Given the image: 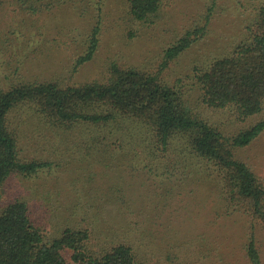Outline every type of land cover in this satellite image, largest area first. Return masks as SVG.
I'll return each instance as SVG.
<instances>
[{
  "label": "rangeland",
  "instance_id": "1",
  "mask_svg": "<svg viewBox=\"0 0 264 264\" xmlns=\"http://www.w3.org/2000/svg\"><path fill=\"white\" fill-rule=\"evenodd\" d=\"M129 1L0 0V95L21 82H104L116 64L179 85L189 107L226 136L264 118V109L242 121L235 109L208 108L195 79L246 40L258 0H164L148 22L133 19ZM97 25L99 49L78 68ZM200 28L193 45L167 63L165 51ZM16 120L21 157L52 165L36 177L7 180L0 212L26 201L47 238L87 230L97 256L128 245L142 264H250L254 232L264 264V226L246 214L245 202L228 203L221 179L185 141L160 153L134 122L54 129L30 109ZM236 155L264 183V133Z\"/></svg>",
  "mask_w": 264,
  "mask_h": 264
},
{
  "label": "trees",
  "instance_id": "2",
  "mask_svg": "<svg viewBox=\"0 0 264 264\" xmlns=\"http://www.w3.org/2000/svg\"><path fill=\"white\" fill-rule=\"evenodd\" d=\"M258 2L246 40L229 56L196 71L195 76L204 105L235 109L242 121L264 109V0ZM163 4L164 0H130L129 12L134 20L148 22ZM99 32L97 25L78 68L95 57ZM204 32L205 28L187 32L165 51L166 62L183 54ZM27 109L54 129H73L79 124L107 129L134 122L149 131L151 143L160 153L169 152L177 141H185L192 155L221 179L228 203L245 202L249 206H243L246 214L264 226L263 180L236 155L238 149L264 133V118L235 136H226L189 107L179 85L116 64L104 82L80 86L21 82L0 95V188L13 176L33 178L52 165L21 157L16 119ZM89 240V232L79 229H66L59 237L47 238L33 221L29 203L23 200L9 203L0 212V264H142L128 245L97 256L89 249ZM246 247L249 263L262 264L254 232L249 234Z\"/></svg>",
  "mask_w": 264,
  "mask_h": 264
}]
</instances>
